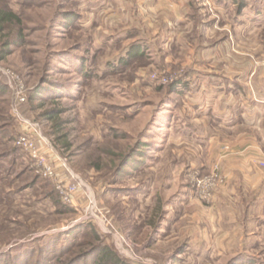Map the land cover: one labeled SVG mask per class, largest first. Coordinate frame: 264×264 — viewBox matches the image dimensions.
Wrapping results in <instances>:
<instances>
[{
    "label": "rangeland",
    "instance_id": "rangeland-1",
    "mask_svg": "<svg viewBox=\"0 0 264 264\" xmlns=\"http://www.w3.org/2000/svg\"><path fill=\"white\" fill-rule=\"evenodd\" d=\"M210 1L0 0L16 18L0 30V264L99 245L126 264H264V222L232 188L239 139L264 168V0ZM26 122L57 179L81 183L73 206L16 145ZM215 164L225 184L199 201L191 183ZM70 229L64 253H34Z\"/></svg>",
    "mask_w": 264,
    "mask_h": 264
},
{
    "label": "built area",
    "instance_id": "built-area-1",
    "mask_svg": "<svg viewBox=\"0 0 264 264\" xmlns=\"http://www.w3.org/2000/svg\"><path fill=\"white\" fill-rule=\"evenodd\" d=\"M197 2L205 8H209V10L212 9L210 0H197ZM25 125L30 127V130H27L25 134L17 138L16 145L26 151L32 164L31 168H33L37 174L57 180L56 191L61 202L64 205L73 206L81 187V183L78 179H74L73 176H70V180L68 178L57 179L58 173L53 165L54 162L50 160L51 158L49 155L46 157V155L41 153L37 148L36 140L38 138L40 139V137L36 134L35 125L27 122ZM60 165L63 169H66L65 163L61 162ZM73 180L75 182H73ZM224 184V176L221 173L219 166L216 164L211 167L209 173L202 176L196 174L191 183L196 198L202 202H208L211 199L213 191ZM94 206V201L89 198L86 214H89V211L90 213L93 212Z\"/></svg>",
    "mask_w": 264,
    "mask_h": 264
},
{
    "label": "trees",
    "instance_id": "trees-1",
    "mask_svg": "<svg viewBox=\"0 0 264 264\" xmlns=\"http://www.w3.org/2000/svg\"><path fill=\"white\" fill-rule=\"evenodd\" d=\"M13 20H16V18L14 17V15L10 12L6 13V12H1L0 11V30L2 29V26L5 25L8 22H13ZM7 54L4 53L3 55L0 56V59L2 60L3 58H5ZM33 99V97L31 98V100ZM41 106V105H40ZM59 115V113L54 110V109H50L47 111H44L43 116L46 117L47 119L53 120L54 118H57V116ZM53 135L54 134H60L62 129L59 128V124L55 123L53 125ZM60 137L57 138V140H59ZM63 147H65V149L68 148V144L64 145ZM6 157V155L0 157V162ZM59 199V198H58ZM60 201V205H62V207L66 208V205H64L61 200ZM72 230L70 229L68 230L66 233H64L62 236L59 237L58 240H54V245L53 248H37L34 250V253L41 255V254H45V253H49V254H54L59 251L60 253H64V250L71 247L70 245H68L67 247V241H72ZM62 237V238H61ZM96 239V237H94ZM79 246V245H78ZM68 251V250H67ZM33 252L31 253V257L30 259H34L35 258V254ZM91 253H96V257L93 260L92 264H126L124 263L119 256L111 249H109L106 246H96L93 247L91 250L84 252L83 254H81L80 257H77L75 259H73V261H69L68 264H74L76 262H80L85 256L91 254ZM83 256V257H82ZM29 259V260H30ZM29 261H27L26 264H28ZM38 262V259H34V264H36ZM251 263V262H250ZM244 264H248V263H244ZM255 264V263H254Z\"/></svg>",
    "mask_w": 264,
    "mask_h": 264
},
{
    "label": "crops",
    "instance_id": "crops-1",
    "mask_svg": "<svg viewBox=\"0 0 264 264\" xmlns=\"http://www.w3.org/2000/svg\"><path fill=\"white\" fill-rule=\"evenodd\" d=\"M179 3L181 5V0H179ZM173 7L175 8V6ZM239 143H240L239 148L241 152H244V155L246 156L242 155V158H241V153H240V158H239V161L236 163L237 164L236 168L240 170L241 175H239L240 177H238V180L236 179L237 181L236 183H234L235 186H233V181L235 180V177L233 176L234 178L233 177L232 178L234 180L230 179L231 185L233 186L232 187L233 190L235 189L234 187H237V188H239V186L241 187V208L242 207L244 208V211H243L244 218L247 220V217L249 216L250 220L254 222L258 220L264 222V208L262 210L260 209L259 215L255 217L250 215L251 213L250 209H251L252 204L254 205V203L257 202L259 198H261V197H256L257 196L256 193H253V195H251V193L255 189H257L256 187H258L260 183L264 181V168L260 169L259 167L253 166L251 164L249 165V156L251 158L253 154L246 151L245 146H243V144L241 145V139H239ZM260 156L261 155H259V160L263 161L262 158H260ZM254 157H256V155ZM233 190L231 192L232 194L234 193ZM254 195L256 198L254 197ZM261 205L264 207V202L261 203ZM253 248H256V245H254Z\"/></svg>",
    "mask_w": 264,
    "mask_h": 264
}]
</instances>
